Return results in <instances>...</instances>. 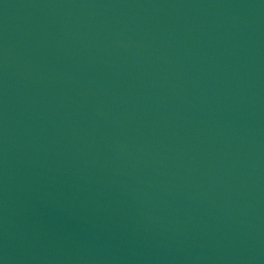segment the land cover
<instances>
[{
  "label": "water",
  "instance_id": "1",
  "mask_svg": "<svg viewBox=\"0 0 264 264\" xmlns=\"http://www.w3.org/2000/svg\"><path fill=\"white\" fill-rule=\"evenodd\" d=\"M0 264H264V0H0Z\"/></svg>",
  "mask_w": 264,
  "mask_h": 264
}]
</instances>
